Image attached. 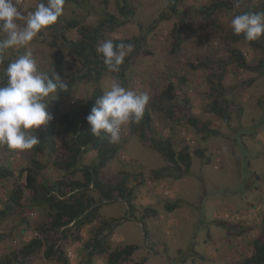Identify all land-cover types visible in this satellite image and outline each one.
Instances as JSON below:
<instances>
[{
    "label": "rangeland",
    "instance_id": "obj_1",
    "mask_svg": "<svg viewBox=\"0 0 264 264\" xmlns=\"http://www.w3.org/2000/svg\"><path fill=\"white\" fill-rule=\"evenodd\" d=\"M216 1L219 0H128L134 16L125 20L121 28L105 32V39L111 40L146 35L139 52L126 56L125 77L119 81L137 93L149 91V104L154 105L150 107L152 122L158 126L156 132L159 136H170L175 150H180L187 138L193 140L195 150H203L202 158L192 156L190 174L181 179H155L153 172L165 167L167 162L153 150L150 134L143 140L130 133L129 125L124 126L117 142L119 152L102 172V179L116 181L127 170L143 177L145 182L134 189L132 197L120 199L115 195L113 203L102 202L97 219L81 229L67 226L42 234L40 228L47 222L46 214L29 205L30 193L23 189L22 208L0 219V259L17 252L29 239L39 237L44 247L30 259L31 264H86L84 246L92 242L100 227L112 249L136 246L131 260L122 264H240L252 256L253 243L264 232V37L258 40L260 47H255L246 40L234 43L230 36L231 19L246 12L245 7L248 12L250 6L260 8L264 0H241L239 9L234 8V0H221L226 1L228 8L217 16L208 19L200 14L202 8ZM40 2L18 0V7L26 17ZM172 7L178 14L171 12ZM105 9L121 20L112 0L105 8L102 0H72L64 4L63 14L55 25L42 30L28 46L7 49L2 58L14 61L30 52L39 69L45 71L50 68L54 52L49 45L55 37L60 42L64 21L75 19L82 26L94 28ZM183 13L187 14L188 27L183 30L182 45L172 51L171 33ZM162 14L165 19L159 20ZM18 23L23 25L24 21ZM150 27L152 31H148ZM64 33L72 40L80 38L76 29ZM5 38L6 34L0 32V40ZM231 50H237L245 58L250 70L232 61ZM201 58L211 61L209 69H191L190 64ZM218 60L226 66L220 67ZM258 64L262 66L259 68ZM219 73L224 74L222 84L226 93L219 100L222 112L215 113L208 105L207 96ZM119 75H104L100 85L103 92L109 90ZM177 76L186 78L184 92L177 89L174 93L173 104L182 106V118L192 116L207 124L215 134H197L188 124L173 125L159 119L162 112L156 103L157 96ZM93 88L89 81L78 85L72 96L64 99L62 109L68 110L87 98ZM185 99L188 103L184 105ZM37 131L45 132L44 125ZM62 151L60 148L59 152ZM94 156L95 152H91L85 159L94 161ZM54 159L48 162L46 157L40 158L46 167L39 182L41 178L50 181L60 178L59 171L51 165ZM0 166L13 172L9 181L0 180L1 211L15 184L25 186V175L19 176L30 167V154L0 146ZM69 179L81 181L82 176L76 174ZM89 194L98 200L96 193ZM165 204H177L178 208L168 211ZM145 209L154 213L146 214ZM30 213L34 216L30 217ZM50 245L64 252L67 262L54 256L46 259L44 251ZM90 264H108L107 257L95 256Z\"/></svg>",
    "mask_w": 264,
    "mask_h": 264
},
{
    "label": "trees",
    "instance_id": "obj_2",
    "mask_svg": "<svg viewBox=\"0 0 264 264\" xmlns=\"http://www.w3.org/2000/svg\"><path fill=\"white\" fill-rule=\"evenodd\" d=\"M72 0H64V4ZM78 1V0H75ZM83 1V0H79ZM111 0H102L104 8L107 7ZM118 8L119 18L110 14L106 9L103 11V17L94 28L82 26L77 20H65L64 27L60 31V42L54 38L50 43V48L54 50L50 58V68L45 71L51 76L56 72L62 79V82L67 85V91H58L56 96L49 98V103L46 110L51 114L52 119L45 125V132L37 131L41 143L35 146L32 150H28L30 154V167L21 171L19 177L25 175V186L15 184V187L9 192L4 204L3 210L0 211V219L12 214L14 211H19L21 207L24 190H28L30 197L29 205L44 211L47 217V222L40 228V233L58 231L61 228H66L70 224L72 227L81 229L82 227L93 223L101 208L102 202L113 203L115 195L120 199L131 198L134 189L141 186L144 178L133 174L130 170L123 172L121 177L116 181H104L102 172L107 168L110 161L117 156L120 145L112 143L109 139L101 135L99 137L93 135L89 129L86 117L90 113L91 108L95 104V100L104 94V90L100 88L104 75L110 72L103 63L101 56L98 55L97 45L105 40V32L107 30L121 28L125 20L134 16V8L129 5L128 0H112ZM246 3V1H245ZM248 4V2H247ZM228 4L221 0L216 1L209 7L202 8L200 14L205 18L217 16L223 9H227ZM248 12V8H244ZM173 14H178L175 7L171 8ZM249 12H264V4L261 7L250 6ZM165 19V15H161L159 20ZM187 14L183 13V17L179 24L172 30L173 47L172 51L178 49L183 43V30L187 29L188 24ZM157 21L154 22V26ZM58 29V28H56ZM76 29L79 39L72 40L65 35V31ZM152 28H148V31ZM147 34V33H146ZM146 35L133 39H113L114 42H131L135 45V50L132 53L139 52V46L145 40ZM263 38V37H261ZM230 39L235 43L240 40H245L243 36H237L234 33ZM230 41V40H229ZM232 42V43H233ZM251 46L260 47L258 40L249 42ZM232 61L238 67L249 69L245 58L237 51H229ZM0 83H6L7 77L4 69L9 63L13 62L12 58L4 60L0 59ZM211 61L208 58L196 60L195 64H190L193 70L199 68L209 69ZM127 60L124 64L126 65ZM217 64L226 66L222 60H218ZM125 65L121 66L119 79L125 77ZM258 64L257 67H261ZM226 69V67H224ZM223 69V70H224ZM224 74L219 73L217 83L210 88L208 94L210 99L208 105L215 113L222 112V104L220 98L225 97L226 88L223 86ZM212 79V76H209ZM91 82L94 85L92 92L87 98L77 102L68 110L62 109L64 99L72 96L81 83ZM186 83V78L177 76L173 81L168 83L165 90L158 95L156 103L158 109L161 107L162 114L159 119L172 123L173 125L188 124L197 134L211 135L216 132L209 129L208 125L196 120L192 116H187L186 120L182 117L183 109L175 102V90L184 92L183 87ZM53 99V100H52ZM184 105L188 100H183ZM73 104V103H72ZM154 105L148 104L144 116L139 123L129 125L130 133L138 135L145 140L146 135L151 142L153 150H155L167 162V165L153 172L155 179L175 178L181 179L190 174L192 166V156L202 158L203 150H195L193 140L187 138L186 142L181 143V149L175 150L170 136H159L156 132L157 124L152 122L151 109ZM62 148V152L59 149ZM17 151V150H10ZM95 152L94 161L85 159V157ZM41 157H46L48 162L54 159L51 164L59 171L60 178L57 180H47L40 178V173L45 169L46 164H42ZM75 176L80 174L82 180H72L64 175ZM62 175V176H61ZM13 178V172L8 167L0 166V180L9 181ZM130 184V186H129ZM134 185H136L134 187ZM134 187V188H133ZM24 189V190H23ZM90 192L97 195L96 201ZM131 199L127 200L131 203ZM99 203V204H97ZM147 207V206H146ZM147 208H153L147 207ZM164 208L168 211L178 208L177 204H165ZM146 210V209H145ZM146 214L154 213L153 210H146ZM116 223L115 220H112ZM104 226H107L103 224ZM104 229L98 228L95 232V237L92 242L84 246L86 253V264L92 262L95 256L106 255L108 264H122L129 262L136 252V246L128 245L121 248L112 249L108 245V236L102 235ZM44 247V241L41 238H32L25 242L17 252H12L0 259V264H31L30 259L37 253L41 252ZM254 253L249 258L245 259L240 264H264V232L263 235L257 238L253 243ZM54 256L56 260L67 262L64 252L59 249H54V245H50L44 251V257L50 259Z\"/></svg>",
    "mask_w": 264,
    "mask_h": 264
},
{
    "label": "clouds",
    "instance_id": "obj_3",
    "mask_svg": "<svg viewBox=\"0 0 264 264\" xmlns=\"http://www.w3.org/2000/svg\"><path fill=\"white\" fill-rule=\"evenodd\" d=\"M233 6L239 9L241 0H234ZM63 11L64 0H47V3L42 0L25 17L18 0H0V32L6 34L0 40V59L7 49L28 46L42 30L55 25ZM231 28L246 41H257L264 37V12L237 14L231 19ZM134 50L131 42L116 43L111 39H105L96 48L112 73L120 72L126 56ZM4 73L7 81L0 83V146L32 150L41 143L37 130L52 119L46 110L49 98L58 91H67V85L56 72L50 76L40 70L30 52L9 63ZM150 99L149 91L137 93L123 86L117 77L109 90L95 100L86 117L91 133L97 137L104 135L112 143L119 142L122 127L139 123Z\"/></svg>",
    "mask_w": 264,
    "mask_h": 264
},
{
    "label": "built area",
    "instance_id": "obj_4",
    "mask_svg": "<svg viewBox=\"0 0 264 264\" xmlns=\"http://www.w3.org/2000/svg\"><path fill=\"white\" fill-rule=\"evenodd\" d=\"M29 216H30V217H31V216L33 217V216H34V213H30Z\"/></svg>",
    "mask_w": 264,
    "mask_h": 264
}]
</instances>
